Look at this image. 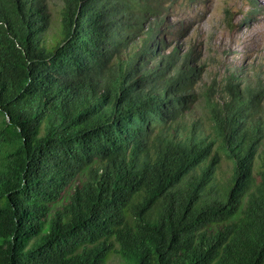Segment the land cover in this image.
Segmentation results:
<instances>
[{
  "label": "trees",
  "instance_id": "obj_1",
  "mask_svg": "<svg viewBox=\"0 0 264 264\" xmlns=\"http://www.w3.org/2000/svg\"><path fill=\"white\" fill-rule=\"evenodd\" d=\"M59 1L47 47V0H0V264H264V79L231 77L208 136H177L194 69L158 55L140 0Z\"/></svg>",
  "mask_w": 264,
  "mask_h": 264
},
{
  "label": "rangeland",
  "instance_id": "obj_2",
  "mask_svg": "<svg viewBox=\"0 0 264 264\" xmlns=\"http://www.w3.org/2000/svg\"><path fill=\"white\" fill-rule=\"evenodd\" d=\"M141 7H132L131 18L141 20V27L152 26L161 40L158 55H166L175 49L180 59L174 67L185 72L194 69L183 94H191L194 101L172 125L171 131L185 135L189 130L207 137L210 132L209 111L218 107L229 96L224 83L238 82L242 91L264 79V0H140ZM147 6L148 8H144ZM50 15L44 34V44L49 47L58 40V22L61 2L47 0ZM143 8L145 11H143ZM127 47L118 55L119 60L134 56L141 46L143 31L136 30ZM185 55V59L181 56ZM159 57L148 62L153 66ZM171 67L165 71L171 75ZM259 115L264 117V97L260 98ZM264 131V120L260 121ZM264 149V139L259 151ZM258 159L255 160V167ZM231 172V162L224 157L215 168L214 182L220 184ZM106 264H120L119 257L109 252Z\"/></svg>",
  "mask_w": 264,
  "mask_h": 264
}]
</instances>
